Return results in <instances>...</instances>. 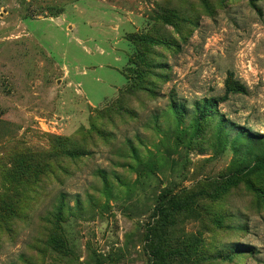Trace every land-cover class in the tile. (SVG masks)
Masks as SVG:
<instances>
[{
	"label": "rangeland",
	"instance_id": "rangeland-1",
	"mask_svg": "<svg viewBox=\"0 0 264 264\" xmlns=\"http://www.w3.org/2000/svg\"><path fill=\"white\" fill-rule=\"evenodd\" d=\"M0 264H264V0H0Z\"/></svg>",
	"mask_w": 264,
	"mask_h": 264
},
{
	"label": "trees",
	"instance_id": "trees-1",
	"mask_svg": "<svg viewBox=\"0 0 264 264\" xmlns=\"http://www.w3.org/2000/svg\"><path fill=\"white\" fill-rule=\"evenodd\" d=\"M228 90H229V91H232V92H245V89H244L243 87L238 86V85H235V84L230 85V87H229ZM243 135H245V133H244V132H241V133H239V134L237 135L236 138H240V137H242ZM236 140H237V139H236ZM248 142L252 143V142H254V140H252L251 138H249V139H248Z\"/></svg>",
	"mask_w": 264,
	"mask_h": 264
}]
</instances>
